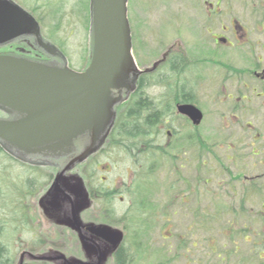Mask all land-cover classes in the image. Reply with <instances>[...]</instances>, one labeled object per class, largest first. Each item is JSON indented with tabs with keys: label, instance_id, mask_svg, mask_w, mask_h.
Returning a JSON list of instances; mask_svg holds the SVG:
<instances>
[{
	"label": "flooded vegetation",
	"instance_id": "1",
	"mask_svg": "<svg viewBox=\"0 0 264 264\" xmlns=\"http://www.w3.org/2000/svg\"><path fill=\"white\" fill-rule=\"evenodd\" d=\"M90 1L0 0L19 7L30 19L22 33L0 43V56L84 72L95 49ZM128 1L137 70L128 80L131 90L114 93L121 96L122 104L115 108L114 128L104 143L96 145L98 151L79 161L91 144L88 135L78 138L72 151L63 145L50 148L22 142L14 125L26 113L0 103V264H62L57 261L65 239L60 230L76 222L81 191L90 207L84 212L85 221H116L125 237L130 221L172 218L176 203L187 201V196L181 197L185 190H179L186 183L182 178L184 156L189 152L192 162H198L196 134L202 133L208 117L204 103L222 102L227 96L233 101L224 87L233 80L264 84V0ZM9 22L4 38L11 31ZM69 51L79 52L76 60L84 68H75L78 63L70 59ZM140 101L150 104L145 123L154 114L157 118L150 122L153 125L143 143L125 145L116 122L120 112H129ZM240 101L246 105L252 97L238 96L232 103L234 111L244 110L238 107ZM193 105L204 114L200 127L179 113L180 107ZM12 124L10 134L7 129ZM178 146L186 150L182 149L183 155L175 154L180 159L177 165L168 166L166 153ZM166 167L178 179L165 178ZM76 175L81 179L79 185ZM165 197L171 198L164 204ZM84 234L92 241L90 251L95 257L90 262L102 255L103 242L112 246L108 250L114 249L106 263L121 264V249L127 256L124 242L115 249V243L99 230L85 228Z\"/></svg>",
	"mask_w": 264,
	"mask_h": 264
},
{
	"label": "rangeland",
	"instance_id": "2",
	"mask_svg": "<svg viewBox=\"0 0 264 264\" xmlns=\"http://www.w3.org/2000/svg\"><path fill=\"white\" fill-rule=\"evenodd\" d=\"M78 53L69 51L68 55L78 63L75 68L82 69L84 66L79 65L76 60ZM224 87L233 101L227 96L223 97L222 102L210 100L204 103L203 109L208 117L201 126L200 135L210 146L209 152H197L198 162L195 163L192 162L191 153L184 156L182 178L186 183L181 184L179 190H185L181 197L187 196L186 203H176L178 207L172 210V218L152 219L148 222L133 220L128 223L131 229L124 248L132 253L133 262L130 264H257L253 257L256 239L252 234L261 223L253 221L258 211L264 214V208H261L262 202L256 195L252 198L247 196L243 209L241 200L251 183L249 180H253L264 194V84L233 80ZM254 91L260 96L255 95ZM243 94L251 96L252 101L246 105L240 101L238 107L243 106L244 110L239 108V111H234L232 103ZM247 124L252 126L247 127ZM201 162L206 166L202 167ZM164 169L168 173L164 175L165 178L178 179L174 170L170 175L169 167ZM241 173V176H236ZM232 174L237 179H243H233ZM75 178L79 185L80 177L76 175ZM81 196V202L75 206L76 222L67 224L68 228L60 230L65 239L60 250L62 253H57V261L62 264H66V261L89 264V260L95 256L90 251L92 241L84 234L85 228L107 229L106 224L85 221L87 215L84 212L90 207L84 203L82 191ZM170 198L165 197L164 204ZM156 201L159 202L158 199ZM162 210L163 208L161 213ZM174 211L178 212L175 214ZM108 222L112 227L119 228L120 224L116 221ZM232 226L239 232L244 228L249 229L248 241L239 240L238 249L235 247L236 242L231 243ZM101 245L102 255L97 262L90 263L108 264L106 262L113 257L114 249L108 250L112 246L106 242ZM262 256L264 257V251ZM129 258L130 256L127 261Z\"/></svg>",
	"mask_w": 264,
	"mask_h": 264
},
{
	"label": "water",
	"instance_id": "3",
	"mask_svg": "<svg viewBox=\"0 0 264 264\" xmlns=\"http://www.w3.org/2000/svg\"><path fill=\"white\" fill-rule=\"evenodd\" d=\"M91 2L95 49L93 61L85 72L68 67L52 69L24 59L0 56V103L26 113L14 125L19 139L50 148L63 145L72 151L75 140L88 135L91 144L79 161L98 151V143H104L114 124L115 105L122 100L113 91L131 90L128 80L136 71L128 24L129 1ZM8 21L11 31L4 38ZM29 21L19 7L0 2V43L22 33ZM179 113L196 124L203 118L195 106H182ZM12 127L13 124L7 129L10 134ZM98 229L115 247L121 242V231L109 226L106 230ZM66 264L74 263L66 261Z\"/></svg>",
	"mask_w": 264,
	"mask_h": 264
},
{
	"label": "trees",
	"instance_id": "4",
	"mask_svg": "<svg viewBox=\"0 0 264 264\" xmlns=\"http://www.w3.org/2000/svg\"><path fill=\"white\" fill-rule=\"evenodd\" d=\"M143 101H140L136 107H133L129 112H120L119 114V118L116 122V126H117V134L121 137V138H125L122 140L123 144L128 145L131 142L133 144H138V143H143L146 139H144V135L145 133L148 131L147 129L149 128V126H152L150 124V122L152 120H156L157 118V114L152 115L153 117L148 118L149 123L146 124L145 120H144V113L148 112V109L150 108V104H146ZM147 121V122H148ZM197 145L198 146V153H208L210 150V146L207 145V142L205 140H203L202 135L199 134V132H197ZM131 143V144H132ZM180 147V146H178ZM178 147H176V149H178ZM140 148V147H139ZM172 147L169 148V150L167 151L166 155H167V159H168V165H177L176 162H179L180 159L175 157V154H180L183 155L184 152L183 150L185 148L180 147L182 150L181 152L177 153V150H171ZM130 150V149H129ZM202 160V159H201ZM201 165L203 164L202 167H205V163H200ZM231 173V172H230ZM241 174H238L236 176H241ZM236 176H233L232 174V178L236 179V180H241L243 178L237 179ZM251 183L249 185V187L247 188V190L245 191V195L243 196V199L241 200L242 202V209L245 206V203L247 202V196L250 195V197H254V195H256V197H258L257 199L259 201L262 202V206L261 208H264V194L262 192V189L255 185L253 182V180H250ZM253 181V182H252ZM235 190V189H234ZM235 195V194H234ZM245 200V201H244ZM254 221L253 223L260 222L261 226L257 227L254 231V233L252 234L255 237V251L253 254V257H255L254 261H257V264H264V257L262 256V252L264 251V214L260 211H258V213L254 216ZM236 219L233 220V222H235ZM231 243H237V245L235 246L236 249H238V241L239 240H246L248 241L250 235H248V231L249 229H245L243 231H238L236 230V228L234 226H232L231 228ZM250 234V233H249ZM139 247L141 248V245H139ZM126 251V250H125ZM128 253V252H127ZM120 258H119V263L121 264H125V262L127 261L128 256H130V258L127 261V264H130L133 262V256L132 253H128L127 256L124 255V252L121 249V253H120Z\"/></svg>",
	"mask_w": 264,
	"mask_h": 264
},
{
	"label": "bare ground",
	"instance_id": "5",
	"mask_svg": "<svg viewBox=\"0 0 264 264\" xmlns=\"http://www.w3.org/2000/svg\"><path fill=\"white\" fill-rule=\"evenodd\" d=\"M128 252V251H127Z\"/></svg>",
	"mask_w": 264,
	"mask_h": 264
}]
</instances>
